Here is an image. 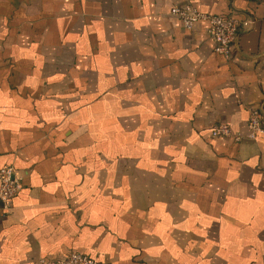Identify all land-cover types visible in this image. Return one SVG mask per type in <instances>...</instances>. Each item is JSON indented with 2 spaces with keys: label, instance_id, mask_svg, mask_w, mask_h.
Instances as JSON below:
<instances>
[{
  "label": "crops",
  "instance_id": "obj_1",
  "mask_svg": "<svg viewBox=\"0 0 264 264\" xmlns=\"http://www.w3.org/2000/svg\"><path fill=\"white\" fill-rule=\"evenodd\" d=\"M186 4L245 23L229 57L171 14ZM253 109L264 0H0V168L22 185L0 264H264Z\"/></svg>",
  "mask_w": 264,
  "mask_h": 264
},
{
  "label": "built area",
  "instance_id": "obj_2",
  "mask_svg": "<svg viewBox=\"0 0 264 264\" xmlns=\"http://www.w3.org/2000/svg\"><path fill=\"white\" fill-rule=\"evenodd\" d=\"M171 14L176 17L185 30H190L199 22L206 24V34L213 44V52L229 57L232 43L245 23L239 22L233 16H215L197 11L191 5H181L172 9ZM247 138L254 139L264 134V113L253 109L249 112L247 121ZM213 138L231 139L239 142L241 136L224 124H216L210 128ZM22 189L21 181L14 167L8 165L0 168V216H5L12 204V200ZM34 264H102L85 255L68 253L60 259L38 258Z\"/></svg>",
  "mask_w": 264,
  "mask_h": 264
}]
</instances>
